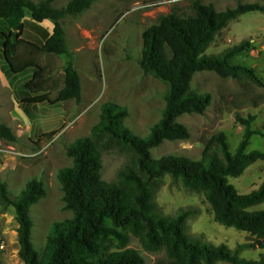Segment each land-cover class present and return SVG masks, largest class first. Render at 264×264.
Masks as SVG:
<instances>
[{"label": "rangeland", "instance_id": "374dc122", "mask_svg": "<svg viewBox=\"0 0 264 264\" xmlns=\"http://www.w3.org/2000/svg\"><path fill=\"white\" fill-rule=\"evenodd\" d=\"M31 1L41 4L49 0ZM70 1L52 0L50 5L63 9ZM203 2L214 4L220 12L236 9L238 5H264V0ZM191 3L192 0H98L84 12L61 19L68 49L65 55L43 54L29 43H40L51 36L55 27L52 20L36 23L28 10L21 22L0 20V122L9 126L16 136L15 142L0 138V187L5 185L9 193L18 196L33 179L44 184L45 196L31 209L32 243L40 256L53 224L73 218V213L65 207L59 173L72 167L67 149L77 139L91 134L100 122L102 105L114 102L125 106L129 111L125 125L142 138L147 137L161 120L168 87L140 66L143 33L161 15L191 14ZM20 23L23 24L21 38L24 42L17 47L15 64L22 66L34 62L40 65L44 69L45 83L38 93L48 94L56 101L64 86L65 69L73 62L81 81L79 101H56L55 105L44 104L35 110L23 104L24 85L32 75L26 71L14 76L3 60V35L19 34ZM244 41H249L250 47L233 56L231 63L253 71L260 83L247 76L234 79L222 78L215 72L197 73L192 89L198 94H210L211 106L202 115L180 117L179 122L188 128L190 139L165 141L151 150L155 159L177 155L200 160L206 142L219 132L227 135L230 152L234 154L245 131L239 118L254 116L252 128L264 134V14L250 12L230 21L217 34L206 54L221 55ZM27 110L31 111L30 116ZM97 145L102 177L114 183L130 164L132 156L108 138H100ZM255 150L264 151L263 135H255L250 140L247 152ZM228 180L240 194L250 193L264 183V161L249 167L242 176ZM155 200L163 216L175 217L181 209L197 211L187 220V234L192 239L215 246L225 244L231 250L254 241L244 231L215 222L212 206L204 193L187 188L181 179L169 174L157 182ZM263 210L264 203L249 209ZM18 227L16 210L4 202L0 191V264H24L19 256ZM128 248L137 250L145 264H157L166 258L164 251L147 252L134 237ZM261 254L264 250L246 249L239 257L256 261Z\"/></svg>", "mask_w": 264, "mask_h": 264}, {"label": "trees", "instance_id": "16d2710c", "mask_svg": "<svg viewBox=\"0 0 264 264\" xmlns=\"http://www.w3.org/2000/svg\"><path fill=\"white\" fill-rule=\"evenodd\" d=\"M51 1L36 4L31 0H0V20L21 22L26 10L36 23L52 20L53 34L40 43H29L40 53L65 55L68 49L61 19L84 12L98 0H72L63 9L51 7ZM191 11L187 15H161L143 33L140 66L168 87L163 116L150 134L145 138L133 134L125 125L128 109L106 102L101 107L100 122L91 134L68 147L67 155L73 165L60 171L59 180L65 207L73 213V218L53 224L42 256L32 243L31 209L45 196L44 184L33 179L18 196L9 193L5 185L0 187L4 202L16 210L19 256L24 264H145L137 250L128 248L132 237L138 239L147 252H165L166 258L157 264H264V254L256 261L239 257L246 249L264 250V210L249 211L264 203V183L248 194H240L228 180L242 176L249 167L264 161V151L247 152L253 136H264L252 128L254 116L239 118L245 131L234 154L230 152L224 132L206 142L200 160L177 155L155 159L151 153L165 141L190 139L188 128L179 118L186 114L202 115L211 106L210 94H198L192 89L197 73L215 72L222 78L234 79L247 76L260 83L253 71L231 63L233 56L250 47L249 41L221 55H207L206 50L230 21L250 12L264 14V5H238L236 9L220 12L214 4L192 0ZM17 28L19 34L3 35V60L13 73L28 71L32 75L25 85L23 104L35 110L44 104L55 105L56 101H79L81 81L73 62L65 69L64 86L56 101L48 94L38 93L45 83L44 69L34 62L15 64L17 47L24 42L21 38L23 24ZM26 114L30 116L31 111L27 110ZM0 138L9 142L16 140L12 129L1 122ZM100 138H108L132 156L130 164L114 183L102 177L97 145ZM167 174L181 179L187 188L203 192L212 206L215 222L244 231L254 241L231 250L225 244L215 246L190 238L187 220L197 211L181 209L175 217L163 216L156 203V184Z\"/></svg>", "mask_w": 264, "mask_h": 264}, {"label": "crops", "instance_id": "0c3cea01", "mask_svg": "<svg viewBox=\"0 0 264 264\" xmlns=\"http://www.w3.org/2000/svg\"><path fill=\"white\" fill-rule=\"evenodd\" d=\"M26 72V71H25ZM25 72H23V73H25ZM23 73H21V74H23ZM18 75H20V74H14V76H18ZM26 85V84H25ZM25 85H24V90L23 91H25ZM22 91V92H23ZM27 108V107H26Z\"/></svg>", "mask_w": 264, "mask_h": 264}, {"label": "built area", "instance_id": "2783aa9c", "mask_svg": "<svg viewBox=\"0 0 264 264\" xmlns=\"http://www.w3.org/2000/svg\"><path fill=\"white\" fill-rule=\"evenodd\" d=\"M174 1V0H173Z\"/></svg>", "mask_w": 264, "mask_h": 264}]
</instances>
